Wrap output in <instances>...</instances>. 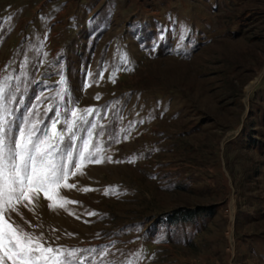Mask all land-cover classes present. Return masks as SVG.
<instances>
[{
	"label": "rangeland",
	"instance_id": "1",
	"mask_svg": "<svg viewBox=\"0 0 264 264\" xmlns=\"http://www.w3.org/2000/svg\"><path fill=\"white\" fill-rule=\"evenodd\" d=\"M0 87L62 135L3 213L61 264H264V0H0Z\"/></svg>",
	"mask_w": 264,
	"mask_h": 264
},
{
	"label": "snow or ice",
	"instance_id": "2",
	"mask_svg": "<svg viewBox=\"0 0 264 264\" xmlns=\"http://www.w3.org/2000/svg\"><path fill=\"white\" fill-rule=\"evenodd\" d=\"M3 93L4 89L0 87V99ZM2 112L3 106L0 105ZM71 115L74 119L68 124L69 130L75 125V118L83 119L76 110ZM5 124L0 114V264H4L5 260L11 264H61L59 256L53 255V249L41 246L29 234L20 231L5 219L3 213L6 209L14 211L15 205L23 201L31 203L41 192L48 200H53L61 181L68 177L67 165H58L51 154L55 141L61 139L62 135L56 131L53 123L51 134L34 144L32 136L35 133L32 129H21L18 138L11 137L6 135ZM88 147L89 142L85 140L83 148L87 150ZM80 157L81 161L86 158L83 151ZM95 162L99 163L100 160ZM76 168L79 170L80 164H76ZM63 187L73 186L65 183ZM64 203L66 201L52 203L49 207H63Z\"/></svg>",
	"mask_w": 264,
	"mask_h": 264
},
{
	"label": "trees",
	"instance_id": "3",
	"mask_svg": "<svg viewBox=\"0 0 264 264\" xmlns=\"http://www.w3.org/2000/svg\"><path fill=\"white\" fill-rule=\"evenodd\" d=\"M178 213V212H177ZM189 213H191V212H189Z\"/></svg>",
	"mask_w": 264,
	"mask_h": 264
}]
</instances>
